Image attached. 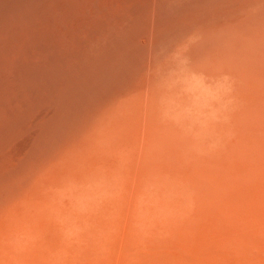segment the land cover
Listing matches in <instances>:
<instances>
[{
	"label": "bare ground",
	"instance_id": "6f19581e",
	"mask_svg": "<svg viewBox=\"0 0 264 264\" xmlns=\"http://www.w3.org/2000/svg\"><path fill=\"white\" fill-rule=\"evenodd\" d=\"M263 95L264 0H0V262H80Z\"/></svg>",
	"mask_w": 264,
	"mask_h": 264
},
{
	"label": "rangeland",
	"instance_id": "374dc122",
	"mask_svg": "<svg viewBox=\"0 0 264 264\" xmlns=\"http://www.w3.org/2000/svg\"><path fill=\"white\" fill-rule=\"evenodd\" d=\"M236 111L231 130L203 140L150 203L93 222L89 254L72 264H264V95ZM53 254L39 247L27 264H64Z\"/></svg>",
	"mask_w": 264,
	"mask_h": 264
},
{
	"label": "clouds",
	"instance_id": "9594fccd",
	"mask_svg": "<svg viewBox=\"0 0 264 264\" xmlns=\"http://www.w3.org/2000/svg\"><path fill=\"white\" fill-rule=\"evenodd\" d=\"M223 79H226V78H223ZM217 87H218V91H219V94H220V98L223 99L224 95L227 92V85L224 84V83H219L218 82Z\"/></svg>",
	"mask_w": 264,
	"mask_h": 264
}]
</instances>
